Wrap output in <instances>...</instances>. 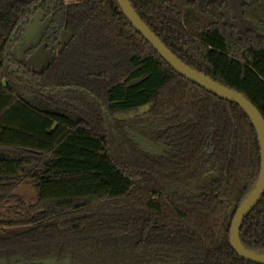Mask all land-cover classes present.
I'll return each mask as SVG.
<instances>
[{"label":"trees","instance_id":"1","mask_svg":"<svg viewBox=\"0 0 264 264\" xmlns=\"http://www.w3.org/2000/svg\"><path fill=\"white\" fill-rule=\"evenodd\" d=\"M129 1L178 58L264 118V0ZM27 96L57 99L80 120ZM260 170L248 115L173 70L116 0H0L1 256L255 264L232 249L230 229ZM25 183L33 204L17 194ZM240 237L264 253V196Z\"/></svg>","mask_w":264,"mask_h":264},{"label":"water","instance_id":"2","mask_svg":"<svg viewBox=\"0 0 264 264\" xmlns=\"http://www.w3.org/2000/svg\"><path fill=\"white\" fill-rule=\"evenodd\" d=\"M120 6L123 14L133 25L134 29L138 31L148 43L158 52V54L175 70L179 75L193 82L194 84L205 89L209 93L218 96L221 99L237 104L250 118L260 144L261 153V170L259 179L255 187L243 199L236 209L230 229V245L239 257L255 264H264V253L254 252L247 249L240 237L241 227L244 219L250 212L258 205L264 196V118L258 108L250 102L243 94L213 80L205 74L195 70L180 58H178L162 41L161 39L143 22L137 12L134 10L129 0H116ZM147 77H140L132 80L128 87L136 86L144 81ZM36 98V97H35ZM36 105V103H34ZM45 111L55 113L58 108L51 107L50 104H45ZM148 107V106H146ZM64 115V114H63ZM134 141L141 149L150 154L163 153L165 146L158 145L152 140L138 134L132 133Z\"/></svg>","mask_w":264,"mask_h":264},{"label":"flooded vegetation","instance_id":"3","mask_svg":"<svg viewBox=\"0 0 264 264\" xmlns=\"http://www.w3.org/2000/svg\"><path fill=\"white\" fill-rule=\"evenodd\" d=\"M27 99L29 101L36 103V105L40 109H42L43 111H45V108H46L45 104L47 103V104H50L51 107L58 108L57 112H55L53 114H61V115L64 114V116H67V117L74 119L76 121L80 120V117L78 115H76L74 112H72V110H68L67 108H65L63 106H59L60 102L57 99H53L52 102L45 100L43 96H41L40 98L39 97L32 98V97L27 96ZM133 132L134 131L131 132V138L134 139V137L132 135ZM0 264H20V263L17 261V258L15 256L6 258V257L0 255ZM36 264H68V263L67 262H59L57 260V258H55V257H47V258L37 260Z\"/></svg>","mask_w":264,"mask_h":264},{"label":"rangeland","instance_id":"4","mask_svg":"<svg viewBox=\"0 0 264 264\" xmlns=\"http://www.w3.org/2000/svg\"><path fill=\"white\" fill-rule=\"evenodd\" d=\"M17 194L26 204H33L37 199L36 192L30 183H25L20 186L17 190ZM3 213L5 212H2V214ZM11 216H14V214H11Z\"/></svg>","mask_w":264,"mask_h":264}]
</instances>
